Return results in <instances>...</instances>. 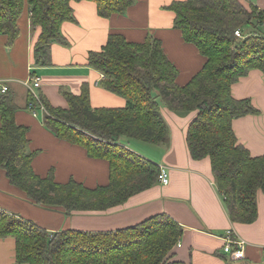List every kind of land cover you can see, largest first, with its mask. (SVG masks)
Masks as SVG:
<instances>
[{
	"label": "trees",
	"instance_id": "obj_1",
	"mask_svg": "<svg viewBox=\"0 0 264 264\" xmlns=\"http://www.w3.org/2000/svg\"><path fill=\"white\" fill-rule=\"evenodd\" d=\"M84 0H0V35L12 45L20 35L19 20L29 12L40 28L34 46L35 64L51 65L53 43L68 45L61 33L74 21L72 2ZM103 18L124 14L135 0H88ZM174 27L206 58L185 85L179 69L153 35L142 42L111 33L101 50L88 55L89 66L104 74L101 85L123 97V107L91 106L90 86L80 94L63 90L68 107H54L39 93L46 108L43 122L56 137L83 147L89 157L109 163V182L88 187L71 178L56 180L51 169L38 174L29 148V127L16 121L18 106L10 91L0 92V170L36 205L76 211H106L159 182L161 167L122 144L136 139L150 144L169 141L161 103L176 113L196 112L187 131L193 159L209 157L216 186L233 222L253 223L259 216L258 193L264 192V154L253 156L233 128L236 118L259 114L250 98L237 99L232 88L252 69L264 73V11L250 0H177ZM240 30L241 37L236 35ZM35 74H32V77ZM33 92L28 107L41 110ZM32 105V107H31ZM183 226L166 214L116 231L50 232L37 223L0 207V238L14 237L16 260L25 264H186L173 260ZM228 264H252L249 260Z\"/></svg>",
	"mask_w": 264,
	"mask_h": 264
},
{
	"label": "crops",
	"instance_id": "obj_2",
	"mask_svg": "<svg viewBox=\"0 0 264 264\" xmlns=\"http://www.w3.org/2000/svg\"><path fill=\"white\" fill-rule=\"evenodd\" d=\"M173 1L177 0H135L126 13L110 18L101 17L93 1L72 2L75 20L66 21L61 27L68 45L52 44V63L48 66L35 64L34 46L40 28L32 27L28 11L23 15L24 30L20 28V35L12 45L8 44L6 35H0V81L14 95L17 123L29 127V148L39 152L33 160L38 174L46 176L54 169L57 181L74 178L91 188L109 182L106 160L91 158L83 147L56 137L44 125L46 111L29 108L28 103L29 93L33 92L42 94L54 107L67 108L62 91L80 94L83 84L88 83L93 108L125 106L123 97L101 85L104 74L88 64L89 52L101 50L111 33H121L135 42H142L149 35L159 38L165 53L179 69V85H185L200 71L206 58L174 27L175 13L168 8ZM250 1L264 11V0ZM33 73L41 78L38 87H33ZM232 93L237 99L250 98L260 111L236 118L233 128L239 142L253 156L263 155L264 73L252 69L233 85ZM161 112L169 126V141L152 147H134L128 140V147L159 164L161 169L165 167L170 179L168 184L159 181L106 211H76L67 215L62 208L29 201L9 182L5 171L0 170V207L50 232L116 231L166 214L183 226V235L173 249V260L186 264H228L231 258L224 246L231 231L233 237L247 242L243 261L264 264V192L258 193L259 216L255 222H233L217 189L210 158L196 160L190 154L187 131L196 112L176 113L163 103ZM0 264H25L16 260L14 237L0 238Z\"/></svg>",
	"mask_w": 264,
	"mask_h": 264
},
{
	"label": "built area",
	"instance_id": "obj_3",
	"mask_svg": "<svg viewBox=\"0 0 264 264\" xmlns=\"http://www.w3.org/2000/svg\"><path fill=\"white\" fill-rule=\"evenodd\" d=\"M236 35L237 36L241 35L239 30L236 31ZM31 80L33 82V87L40 86V83H41L40 77L33 76L31 78ZM8 90H9V86L0 81V92H7ZM34 95L36 96V98L40 102L39 96L37 94H34ZM40 104H41V102H40ZM31 107H32V105H31ZM41 109L46 111V108L42 104H41ZM159 181L165 185L168 184L170 181L168 171L165 167H163L161 169ZM231 233H232L231 231H228V233H227V236H226L227 242L224 246V251L230 256V258L233 261H241V260L245 259V257H246L245 248H246L247 242L244 239L233 237V235Z\"/></svg>",
	"mask_w": 264,
	"mask_h": 264
},
{
	"label": "rangeland",
	"instance_id": "obj_4",
	"mask_svg": "<svg viewBox=\"0 0 264 264\" xmlns=\"http://www.w3.org/2000/svg\"><path fill=\"white\" fill-rule=\"evenodd\" d=\"M25 19H24V16L21 18L20 20V28H21V31L24 30V27H25ZM240 31V30H239ZM241 33V32H240ZM241 37V35L239 36ZM128 140H131V145H137V146H144V147H152L153 145L150 144V143H146V142H143V141H140V140H136V139H127V138H123L122 139V144L126 145V146H129L128 144ZM135 142V143H134ZM137 146H134V147H137ZM228 263H230L228 261Z\"/></svg>",
	"mask_w": 264,
	"mask_h": 264
}]
</instances>
